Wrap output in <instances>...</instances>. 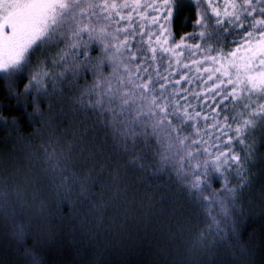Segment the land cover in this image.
Instances as JSON below:
<instances>
[{"label": "trees", "instance_id": "16d2710c", "mask_svg": "<svg viewBox=\"0 0 264 264\" xmlns=\"http://www.w3.org/2000/svg\"><path fill=\"white\" fill-rule=\"evenodd\" d=\"M22 22L0 264H264V0H41Z\"/></svg>", "mask_w": 264, "mask_h": 264}, {"label": "rangeland", "instance_id": "374dc122", "mask_svg": "<svg viewBox=\"0 0 264 264\" xmlns=\"http://www.w3.org/2000/svg\"><path fill=\"white\" fill-rule=\"evenodd\" d=\"M40 2L41 0H0V65H14L20 61L22 51L24 50L23 39L22 43L19 42L20 40L18 39V33H22V30L25 28L22 21ZM43 21L40 22L34 30L36 28L42 29L41 26L44 23ZM8 27L19 29L21 32L18 30H11V34H9L5 32V29ZM30 31L32 32L33 28ZM31 32L29 33L32 34ZM21 36L23 35L21 34ZM259 47H261V45ZM247 58L248 56L244 57L246 61L248 60ZM244 78L245 85L249 87L252 85L254 89L260 86V84H257L253 79L247 77V75H244Z\"/></svg>", "mask_w": 264, "mask_h": 264}]
</instances>
